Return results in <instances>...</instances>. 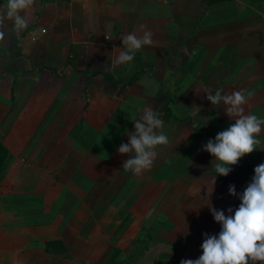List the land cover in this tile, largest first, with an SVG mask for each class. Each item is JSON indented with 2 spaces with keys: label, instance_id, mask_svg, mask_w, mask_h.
Returning a JSON list of instances; mask_svg holds the SVG:
<instances>
[{
  "label": "crops",
  "instance_id": "crops-1",
  "mask_svg": "<svg viewBox=\"0 0 264 264\" xmlns=\"http://www.w3.org/2000/svg\"><path fill=\"white\" fill-rule=\"evenodd\" d=\"M25 15L0 43V264L199 258L220 231L208 200L234 213L229 186L241 194L264 163L262 133L213 185L203 151L234 123L207 93L250 91L246 113L264 118V0H35ZM140 25L154 44L107 70ZM144 107L170 142L135 176L118 148Z\"/></svg>",
  "mask_w": 264,
  "mask_h": 264
},
{
  "label": "clouds",
  "instance_id": "clouds-1",
  "mask_svg": "<svg viewBox=\"0 0 264 264\" xmlns=\"http://www.w3.org/2000/svg\"><path fill=\"white\" fill-rule=\"evenodd\" d=\"M34 3L35 0H6L0 12V43L5 40L6 21L11 22L9 31L17 36L28 28L29 20L25 14ZM121 40L123 50L108 66L109 71L120 66L131 68L137 52L154 44L153 33L144 25L121 37ZM252 95L250 91L226 92L222 88L214 94L207 93L206 99L211 105H223L225 115L234 121L203 147V151L214 158L212 165L216 175L213 185L217 176L226 177L232 170L231 166L256 151L261 144L259 137L264 133V118L245 111L248 98ZM196 109L197 115L200 109ZM133 124L134 131L128 133V143H122L118 153L129 157L123 162L122 169L141 176L152 169L157 149L167 146L170 141L163 131L164 121L151 107H144L142 115L134 119ZM228 194L238 197L239 206L234 213L232 208L227 209L226 215L223 210L212 207L207 199L209 212L220 225V231L218 235L204 234L202 255L195 260L182 259L180 264H264V163L254 168L251 181L241 194L236 193L234 185L229 186Z\"/></svg>",
  "mask_w": 264,
  "mask_h": 264
},
{
  "label": "trees",
  "instance_id": "trees-1",
  "mask_svg": "<svg viewBox=\"0 0 264 264\" xmlns=\"http://www.w3.org/2000/svg\"><path fill=\"white\" fill-rule=\"evenodd\" d=\"M168 109V104L166 102L165 106H164V111H166Z\"/></svg>",
  "mask_w": 264,
  "mask_h": 264
}]
</instances>
